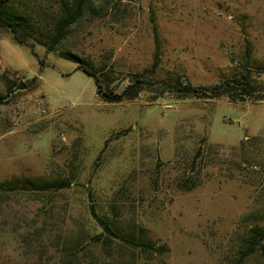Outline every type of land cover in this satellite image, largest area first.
I'll list each match as a JSON object with an SVG mask.
<instances>
[{"label":"rangeland","instance_id":"rangeland-1","mask_svg":"<svg viewBox=\"0 0 264 264\" xmlns=\"http://www.w3.org/2000/svg\"><path fill=\"white\" fill-rule=\"evenodd\" d=\"M74 3L0 0L25 23L22 43L0 26V181L70 182L0 188V264H264V95L169 85L262 76L264 0H84L48 49ZM132 73L134 97H99Z\"/></svg>","mask_w":264,"mask_h":264},{"label":"trees","instance_id":"trees-1","mask_svg":"<svg viewBox=\"0 0 264 264\" xmlns=\"http://www.w3.org/2000/svg\"><path fill=\"white\" fill-rule=\"evenodd\" d=\"M83 1L84 0H75L74 6H72L70 9L64 10V16L57 22L54 32L52 33L50 40L46 44L48 49L54 48L55 43L62 35L63 29H65L68 24L73 22L78 17L80 6ZM24 24L25 23L22 16L0 10V26L7 28L18 43H22V40L17 35L18 33H23ZM60 56L76 59L77 66L85 70L87 74L93 76L94 82L97 86L99 82L98 79L101 78L102 80L107 81V79H109L110 77L108 75V72L96 71L91 65L83 62L71 53L61 52ZM155 60L156 59L154 57L152 66H154ZM152 66L150 67L149 71L152 69ZM260 72H262V76H253L249 71H245L240 73L238 76L226 77L207 85H192L189 83H183L181 85L169 83V85L170 87L178 91L180 93L179 95L192 94L196 97H213L219 96L221 94H226L229 96V98H231V100L237 102L259 100L264 95V70ZM143 81L144 78L141 73H132L130 75L129 82L124 84L118 91H115L111 85L108 86V83L105 82L107 84H104L103 90L97 88V93L99 97L104 101H120L123 97L132 98L140 90L141 83ZM4 101L5 97L0 95V103H3ZM69 185L70 182L63 177L41 183L30 181L27 179H24L22 182H13L10 184H6L4 181H0V188L2 189L27 187H30L32 189H58L60 187ZM88 211L90 216L101 227L103 232L114 235L115 237H119L122 242L128 245L138 246L140 248H153V242L151 240L128 237L127 235L117 236L112 228H110L108 220L98 215L92 203H89ZM254 229V227L250 228V230ZM96 236L98 237V234Z\"/></svg>","mask_w":264,"mask_h":264},{"label":"water","instance_id":"water-1","mask_svg":"<svg viewBox=\"0 0 264 264\" xmlns=\"http://www.w3.org/2000/svg\"><path fill=\"white\" fill-rule=\"evenodd\" d=\"M22 86H23L22 82H21V81H18V82L13 86V88H11V89L9 90V94L12 93L14 90H17V89L22 88Z\"/></svg>","mask_w":264,"mask_h":264}]
</instances>
